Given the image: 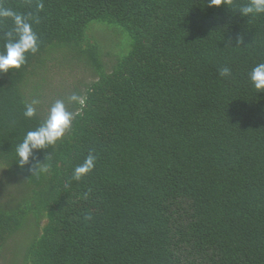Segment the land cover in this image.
Listing matches in <instances>:
<instances>
[{"label": "trees", "instance_id": "1", "mask_svg": "<svg viewBox=\"0 0 264 264\" xmlns=\"http://www.w3.org/2000/svg\"><path fill=\"white\" fill-rule=\"evenodd\" d=\"M3 5L38 18L41 43L20 70L0 74V255L12 235L38 227L23 264H264V92L247 81L264 60V14L207 0ZM92 21L121 26L129 48L118 53L123 31ZM11 26L4 20L0 34ZM239 35L244 44L226 46ZM79 66L94 79L53 93ZM224 66L232 77L219 75ZM73 92L85 106L67 105L81 114L47 150L50 171L21 170L16 144ZM32 98L41 104L30 120ZM90 151L95 169L73 180Z\"/></svg>", "mask_w": 264, "mask_h": 264}, {"label": "clouds", "instance_id": "2", "mask_svg": "<svg viewBox=\"0 0 264 264\" xmlns=\"http://www.w3.org/2000/svg\"><path fill=\"white\" fill-rule=\"evenodd\" d=\"M209 7L223 6L225 9L231 8L234 13H239L240 17L254 18L264 14V0H247L240 5L236 0H207ZM38 9L43 8L42 3L37 4ZM10 19L12 26L9 30L0 34V40L3 41L0 46V74H8L13 70H20L28 62L30 55H35L40 48V37L34 30L33 24L38 23V18L32 13H19L3 5L0 0V23ZM244 44V37L239 35L233 40L229 38L226 46H239ZM221 77H232L233 73L230 67L224 66L219 70ZM247 81L249 85L257 92H264V60L254 63L247 72ZM86 97L73 92L65 99H56L48 107L43 119H39L37 125L25 132L22 140L16 144V165L32 174L48 173L51 165L46 163L51 156L47 153L49 147H54L58 142H63L67 133L72 130L73 121L81 112L69 111L67 105H78L80 109L85 106ZM23 116L26 119H37L38 108L41 104L39 98H32L30 101L23 102ZM44 153V159L41 161L38 153ZM97 156L92 151L84 158L81 164L74 167L72 179L80 181L88 174L93 172L96 166ZM85 193V198H87ZM86 219H91L89 214Z\"/></svg>", "mask_w": 264, "mask_h": 264}, {"label": "rangeland", "instance_id": "3", "mask_svg": "<svg viewBox=\"0 0 264 264\" xmlns=\"http://www.w3.org/2000/svg\"><path fill=\"white\" fill-rule=\"evenodd\" d=\"M97 24H103V25H106L108 27L118 29L119 31H123L124 37L119 39L118 38L119 34L115 33V30L112 31V30L106 29L107 35L113 34L116 36V38H118L117 41H114L111 44V45H113L112 47L114 49L119 51L118 53L122 52L123 46L125 44H127L128 48H129V46H130L129 45V42H130L129 36L124 32V30L121 26L114 25V24H108L107 22L101 23V22H97V21H92L89 26H90V28L92 27V28L98 29L99 26ZM98 32H100L101 34H104L102 31H98ZM65 72H67L66 69H65ZM93 79H94L93 73L86 71L81 66H79L76 69H73L71 75H69V76L64 75V77H62V78L60 76H58L55 79L53 87L50 89H53V93H54L56 90L64 88L65 86H68V85H69V88H72L71 85L74 82H79L81 84V88H82L84 84L91 82ZM50 89H49V92H50ZM53 93H52V95H53ZM31 229H34V228L29 227L25 230L17 232L7 240V242L4 244L2 253L0 255V264H23V260H22V256H21V246H24L25 243L31 237V235L35 231H38V227L35 230H31Z\"/></svg>", "mask_w": 264, "mask_h": 264}]
</instances>
